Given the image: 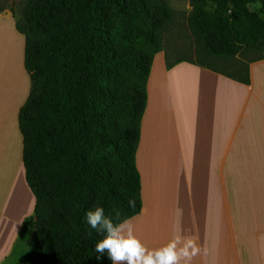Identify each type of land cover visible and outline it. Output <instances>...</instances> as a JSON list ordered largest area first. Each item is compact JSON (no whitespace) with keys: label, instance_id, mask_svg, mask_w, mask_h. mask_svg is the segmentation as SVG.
I'll list each match as a JSON object with an SVG mask.
<instances>
[{"label":"trees","instance_id":"1","mask_svg":"<svg viewBox=\"0 0 264 264\" xmlns=\"http://www.w3.org/2000/svg\"><path fill=\"white\" fill-rule=\"evenodd\" d=\"M191 3L195 62L220 70L208 60L264 58V0ZM173 19L166 0H25L16 28L31 86L19 127L35 209L23 232L35 253L16 264H111L96 258L101 237L84 213L94 204L122 217L141 210L135 157L147 79Z\"/></svg>","mask_w":264,"mask_h":264},{"label":"crops","instance_id":"2","mask_svg":"<svg viewBox=\"0 0 264 264\" xmlns=\"http://www.w3.org/2000/svg\"><path fill=\"white\" fill-rule=\"evenodd\" d=\"M2 23L14 38L10 10L0 11ZM17 35L0 74V264L35 253L30 232H23L35 196L25 178L19 127L31 80L25 37ZM135 160L142 207L130 218L146 246L179 234L201 248L191 264H264V58L250 60L245 74L235 76L169 57L164 48L156 53Z\"/></svg>","mask_w":264,"mask_h":264},{"label":"clouds","instance_id":"3","mask_svg":"<svg viewBox=\"0 0 264 264\" xmlns=\"http://www.w3.org/2000/svg\"><path fill=\"white\" fill-rule=\"evenodd\" d=\"M129 208H135L136 201L129 198ZM84 222L101 238L95 242L97 259L107 254L111 264H191L193 257L201 252L195 238L174 235L167 243L149 248L135 234L130 217H122L119 209L106 214L103 206L94 204L84 213Z\"/></svg>","mask_w":264,"mask_h":264},{"label":"rangeland","instance_id":"4","mask_svg":"<svg viewBox=\"0 0 264 264\" xmlns=\"http://www.w3.org/2000/svg\"><path fill=\"white\" fill-rule=\"evenodd\" d=\"M170 7L174 10V19L170 25L163 32V46L169 57L185 58L191 61H197L199 59V45L196 35L193 33L189 26V15L192 10L191 0H166ZM25 0H0V9L10 10L15 19H19L22 13ZM251 9L262 12V8L259 3L252 4ZM8 25L11 26V22L8 21ZM4 23L0 24V74L6 69V62L8 60V48L11 45H16V37H8L7 33H4ZM15 34V33H14ZM17 46V45H16ZM15 46V47H16ZM20 49V48H19ZM18 62L20 66L21 52L18 50ZM259 52L255 53H241L234 59L229 60H208V63L216 68L225 72L231 73L235 76H242L245 74L247 65L250 60L257 57ZM14 259L6 261L5 264H13Z\"/></svg>","mask_w":264,"mask_h":264},{"label":"bare ground","instance_id":"5","mask_svg":"<svg viewBox=\"0 0 264 264\" xmlns=\"http://www.w3.org/2000/svg\"><path fill=\"white\" fill-rule=\"evenodd\" d=\"M16 42H19V40H17ZM17 45V44H16ZM15 53V52H14ZM26 195V194H25ZM26 198V197H25Z\"/></svg>","mask_w":264,"mask_h":264}]
</instances>
